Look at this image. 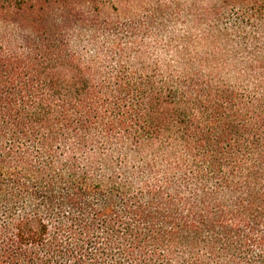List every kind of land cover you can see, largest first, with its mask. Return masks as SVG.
I'll use <instances>...</instances> for the list:
<instances>
[{"label": "trees", "instance_id": "1", "mask_svg": "<svg viewBox=\"0 0 264 264\" xmlns=\"http://www.w3.org/2000/svg\"><path fill=\"white\" fill-rule=\"evenodd\" d=\"M0 264H264V0H0Z\"/></svg>", "mask_w": 264, "mask_h": 264}]
</instances>
